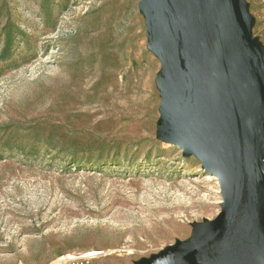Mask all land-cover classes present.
Returning a JSON list of instances; mask_svg holds the SVG:
<instances>
[{
  "label": "rangeland",
  "instance_id": "374dc122",
  "mask_svg": "<svg viewBox=\"0 0 264 264\" xmlns=\"http://www.w3.org/2000/svg\"><path fill=\"white\" fill-rule=\"evenodd\" d=\"M143 1L0 0V264L154 263L223 213L220 178L164 140ZM243 3L264 83V0Z\"/></svg>",
  "mask_w": 264,
  "mask_h": 264
},
{
  "label": "water",
  "instance_id": "95a60500",
  "mask_svg": "<svg viewBox=\"0 0 264 264\" xmlns=\"http://www.w3.org/2000/svg\"><path fill=\"white\" fill-rule=\"evenodd\" d=\"M169 74L164 140L222 183V214L145 264H264V83L243 0H144Z\"/></svg>",
  "mask_w": 264,
  "mask_h": 264
},
{
  "label": "bare ground",
  "instance_id": "6f19581e",
  "mask_svg": "<svg viewBox=\"0 0 264 264\" xmlns=\"http://www.w3.org/2000/svg\"><path fill=\"white\" fill-rule=\"evenodd\" d=\"M95 253H97V251H91V254H95Z\"/></svg>",
  "mask_w": 264,
  "mask_h": 264
}]
</instances>
